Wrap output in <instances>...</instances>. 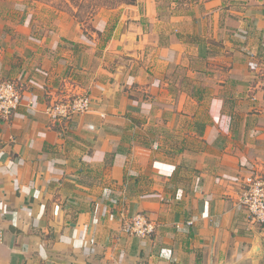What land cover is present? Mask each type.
<instances>
[{
    "label": "crops",
    "instance_id": "obj_1",
    "mask_svg": "<svg viewBox=\"0 0 264 264\" xmlns=\"http://www.w3.org/2000/svg\"><path fill=\"white\" fill-rule=\"evenodd\" d=\"M24 10L0 0V79L23 84L0 119V264H264L238 202L264 155V0H135L101 43L105 23L40 35ZM66 94L89 111L51 120ZM137 213L152 237L122 232Z\"/></svg>",
    "mask_w": 264,
    "mask_h": 264
},
{
    "label": "built area",
    "instance_id": "obj_2",
    "mask_svg": "<svg viewBox=\"0 0 264 264\" xmlns=\"http://www.w3.org/2000/svg\"><path fill=\"white\" fill-rule=\"evenodd\" d=\"M255 91H259L264 100V71L259 76ZM23 84L14 78L0 79V119L8 120L21 104ZM90 98L86 94H66L56 98L46 108L50 119L65 120L73 115H82L90 109ZM242 193L238 202L246 211L248 222L264 227V155L247 175L241 178ZM192 221H188L191 224ZM157 225L143 213H137L126 219L121 226L123 233L136 237H152Z\"/></svg>",
    "mask_w": 264,
    "mask_h": 264
},
{
    "label": "rangeland",
    "instance_id": "obj_3",
    "mask_svg": "<svg viewBox=\"0 0 264 264\" xmlns=\"http://www.w3.org/2000/svg\"><path fill=\"white\" fill-rule=\"evenodd\" d=\"M10 2L20 3L21 7H25L24 11L28 14L32 31L40 35H45L48 30L59 33L61 29L66 31L82 28L89 31L93 30L95 25L103 26L105 23L107 28L99 38L100 43L106 37L107 29L116 21L118 9L127 4L124 3L125 0H10Z\"/></svg>",
    "mask_w": 264,
    "mask_h": 264
},
{
    "label": "trees",
    "instance_id": "obj_4",
    "mask_svg": "<svg viewBox=\"0 0 264 264\" xmlns=\"http://www.w3.org/2000/svg\"><path fill=\"white\" fill-rule=\"evenodd\" d=\"M134 1H135V0H130V1H128V2H127V0H125V2H124V3H126V2H127V4H131V3H134Z\"/></svg>",
    "mask_w": 264,
    "mask_h": 264
}]
</instances>
